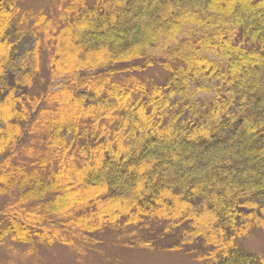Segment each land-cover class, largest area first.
<instances>
[{
    "label": "trees",
    "instance_id": "trees-1",
    "mask_svg": "<svg viewBox=\"0 0 264 264\" xmlns=\"http://www.w3.org/2000/svg\"><path fill=\"white\" fill-rule=\"evenodd\" d=\"M59 20L0 0V244L264 264L244 242L264 226V0H71Z\"/></svg>",
    "mask_w": 264,
    "mask_h": 264
},
{
    "label": "rangeland",
    "instance_id": "rangeland-1",
    "mask_svg": "<svg viewBox=\"0 0 264 264\" xmlns=\"http://www.w3.org/2000/svg\"><path fill=\"white\" fill-rule=\"evenodd\" d=\"M71 0H19L22 8L30 9L33 12L43 11L52 20L53 27L59 22V15L65 10ZM36 37L28 36L22 43L16 62L31 49ZM43 64L41 75L44 83H50L47 69L46 50L42 51ZM146 84L160 82L164 79L165 73L159 66H153L143 73L136 74ZM58 80L54 81L56 84ZM51 84V85H53ZM55 87V86H53ZM213 95L208 92H199L195 99L205 100ZM13 197H0V208L5 207ZM247 247L254 253L264 258V226L254 225L244 239ZM0 264H206L195 259L194 254L179 252H158L149 249H135L122 245H114L106 242L97 245L95 248H75L54 244L50 246H38L25 243L7 241L0 244Z\"/></svg>",
    "mask_w": 264,
    "mask_h": 264
}]
</instances>
